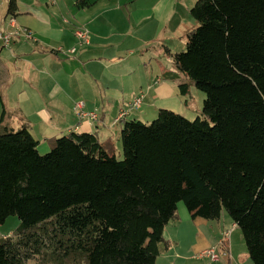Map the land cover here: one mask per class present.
Listing matches in <instances>:
<instances>
[{
	"label": "trees",
	"instance_id": "16d2710c",
	"mask_svg": "<svg viewBox=\"0 0 264 264\" xmlns=\"http://www.w3.org/2000/svg\"><path fill=\"white\" fill-rule=\"evenodd\" d=\"M190 14L196 26L163 78L185 74L180 92H205L202 112L123 119V159L77 131L41 154L29 124L1 125L3 110L0 225L20 224L0 238V264H156L181 201L192 218L226 211L264 264V0H197Z\"/></svg>",
	"mask_w": 264,
	"mask_h": 264
},
{
	"label": "crops",
	"instance_id": "0c3cea01",
	"mask_svg": "<svg viewBox=\"0 0 264 264\" xmlns=\"http://www.w3.org/2000/svg\"><path fill=\"white\" fill-rule=\"evenodd\" d=\"M91 1L90 7L79 8L76 0H17L14 17L34 38H19L9 47L0 42V120L5 111L1 125L18 130L29 124L41 154L72 131L95 133L116 153L121 121L147 114L145 103L153 115V108L191 118L201 112L198 103L183 100L171 82L159 78L175 70L173 55L186 47V34L196 26L190 14L194 0ZM8 2L0 0L1 29L12 17ZM77 29L88 32L89 43L81 41ZM139 94L144 98L133 109ZM79 101L97 111L98 120H80ZM123 111L128 114L119 119ZM230 218H192L179 207L172 226L165 229L167 243L156 264H254L249 253L240 252L238 229L231 232L228 256L208 263L195 259L219 243L226 227L235 225Z\"/></svg>",
	"mask_w": 264,
	"mask_h": 264
},
{
	"label": "built area",
	"instance_id": "2783aa9c",
	"mask_svg": "<svg viewBox=\"0 0 264 264\" xmlns=\"http://www.w3.org/2000/svg\"><path fill=\"white\" fill-rule=\"evenodd\" d=\"M76 35L81 39L82 42L89 43V35L87 31L82 29H77ZM22 37L26 39H32L34 38V35L33 32L29 30L27 27L19 24L16 17L14 16H12L9 19L7 28L5 29L0 28V42L5 47L11 46L16 40ZM75 50L76 49L73 48L71 52H74ZM143 98H144V94L140 95L131 103V107L132 108L139 107L142 103ZM76 114L80 120H84V119L93 120V121L98 120V112L87 110L85 108V103L83 101L77 102ZM127 114L128 112L123 111L120 114L119 119ZM230 238H231V231L228 230L224 233L223 238L220 239L219 243L215 247H211L202 251L199 254V257L202 258L207 257L212 262H217L222 260V257L228 256L230 254L229 252Z\"/></svg>",
	"mask_w": 264,
	"mask_h": 264
},
{
	"label": "rangeland",
	"instance_id": "374dc122",
	"mask_svg": "<svg viewBox=\"0 0 264 264\" xmlns=\"http://www.w3.org/2000/svg\"><path fill=\"white\" fill-rule=\"evenodd\" d=\"M197 0H194V3L196 2ZM193 3V5H194ZM192 5V6H193ZM193 19V18H191ZM76 34V33H75ZM187 42V41H186ZM186 49V47H184L183 49H181V51H184ZM163 74L164 73H160L161 77L157 76L156 77V80L158 79V77L163 80L164 82L165 81H168V82H171V85L176 89V91H178V95L183 98V100H189L188 102H190L192 105H195L196 103H198V107H201V112H202V109H203V104H204V100L206 98V94L205 92H203L202 90L198 89L195 85H191V88H190V94L188 95H184L180 92V84L184 83V82H187L189 81L190 79L185 75V74H181V77L180 78H177V79H165L163 78ZM155 80V81H156ZM145 92V91H144ZM140 95V94H139ZM192 96V97H191ZM149 97H147L148 99ZM133 109H135L133 107ZM143 110H145V113L147 114H144V115H141L139 118H137L138 120H141L142 122H145V123H151L154 119L157 118L158 114H159V111L161 110H155V108H153V112L155 113L154 115L151 114L152 112V109L147 107L146 103L143 105ZM201 112L199 114H201ZM157 113V115H156ZM136 114V110H133V115ZM198 114V113H197ZM195 114L192 118L191 117H187L191 120L195 119L198 115ZM121 144L119 145V149L118 151L116 152L117 156L119 159H123L124 158V151H123V147H122V141L120 142ZM43 154V153H42ZM179 207H182V209H187L184 202L181 201L179 203ZM227 216L230 218V215L224 211L222 216ZM221 216V217H222ZM231 220V223L233 222L232 221V218H230ZM217 220V219H216ZM172 221V220H171ZM170 221V222H171ZM169 222V223H170ZM172 223V222H171ZM170 223V224H171ZM20 224V220L18 218V216H10L6 222L2 225H0V238L4 237V236H8V235H11L15 232L16 228L19 226ZM172 226V224L170 225V227ZM227 229H225V231L223 232V235L226 231L230 230L232 232L233 229H238V233L240 234V239H241V245H242V251L240 252H243V253H247L248 254V250H247V246H246V243H245V240H244V237H243V234H242V231L240 228H236V225H231L230 227H226ZM168 234L165 233V235ZM223 238V236H221ZM220 237V238H221ZM221 238V239H222ZM234 241V240H233ZM165 243L166 242H162L160 244V250L161 249H164L165 248ZM236 244V243H235ZM237 249H239V245L237 244ZM202 252V251H201ZM200 252V253H201ZM200 253H193V254H196L194 257L195 259L199 258V254ZM197 257V258H196ZM204 260L206 261V263H208V260L210 261L209 258L207 257H204ZM251 261V260H250ZM84 264V263H83ZM193 264H203V262H199L198 260H194Z\"/></svg>",
	"mask_w": 264,
	"mask_h": 264
}]
</instances>
